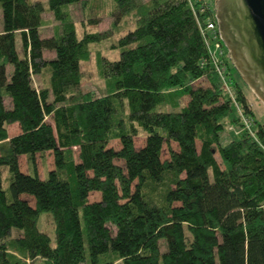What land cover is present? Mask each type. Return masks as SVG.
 <instances>
[{
  "label": "trees",
  "instance_id": "trees-1",
  "mask_svg": "<svg viewBox=\"0 0 264 264\" xmlns=\"http://www.w3.org/2000/svg\"><path fill=\"white\" fill-rule=\"evenodd\" d=\"M84 1L0 0V168L10 172L6 191L0 169V264H264V124L227 49L234 99L209 59L199 24L215 20V0H112L110 28L79 34L70 7ZM88 10L82 25L97 24ZM45 12L55 24L43 37ZM110 40L119 57L97 58L105 91H83L81 62ZM228 127L239 134L223 141ZM46 151L53 167L41 178Z\"/></svg>",
  "mask_w": 264,
  "mask_h": 264
},
{
  "label": "rangeland",
  "instance_id": "rangeland-1",
  "mask_svg": "<svg viewBox=\"0 0 264 264\" xmlns=\"http://www.w3.org/2000/svg\"><path fill=\"white\" fill-rule=\"evenodd\" d=\"M45 1V0H42ZM140 1H147V0H140ZM112 0H85L84 4H74L71 5L70 10L73 15L74 20L76 21L77 28L79 34H82L84 30L87 31H104L108 28H110L112 21L114 19L113 16H111V10H112ZM89 10V14L87 16H93L95 18H98L97 24H90L87 23L85 25H82L83 20V12ZM92 14V15H91ZM44 20L48 21V23L41 27V36H50L53 32L52 26L55 24L52 14L50 12H45L43 14ZM130 19H126V22H129ZM121 22V21H120ZM1 26V23H0ZM124 26V25H123ZM128 25L125 27L127 28ZM118 35L113 36L115 39ZM113 39V40H114ZM110 41L106 42H100V43H92L90 45L91 48V56L89 60L82 61L81 62V69H82V81H81V88L83 91H94L96 94L103 93L105 91V83L102 77L99 74L98 71V65H97V58L98 54H102L108 59H117L119 57V49H111ZM21 46V38L18 35L16 37V47L18 51L22 54V51L20 49ZM228 54V51H227ZM44 57L45 58H52L54 57V52L46 50L44 51ZM230 65L232 67V76L234 79H237L240 83L243 92L246 96V99L250 106L253 108L254 111V117L257 119L260 123L264 124V104L257 98V96L244 84V82L237 76V73L235 71V68L233 67L231 61ZM32 81L34 86L37 88L42 87L46 85L45 77L43 75H33ZM234 83V80L231 79L229 81V85L232 87ZM186 102V97L183 98L182 104ZM8 133L10 136L15 135L19 131V127L17 124H10L7 126ZM227 131L228 133H223V141L229 140L230 135L237 136L239 133H237L235 130L232 129V127H228ZM145 141V133L139 130L138 136L134 138L135 146L140 147L143 145ZM110 145L117 148L119 146V142L117 140H112L110 142ZM170 146L173 149H177L176 143L171 142ZM197 149H199L200 142H196ZM168 157V148L167 145H164L163 151H162V158ZM217 161L220 163V158L216 153ZM36 165H37V171L41 178L46 177V171H48L50 168L53 167V160H52V154L50 151H46L44 154V157L41 158L39 154L36 155ZM20 162V168L22 171H28V161L26 156L22 155L19 159ZM222 166V165H221ZM1 174H2V185L3 188L8 191L9 187V178H10V172L6 166H2L1 168ZM48 169V170H47ZM97 193H93L90 196V200H94L98 198ZM33 203V202H31ZM38 228L47 233L51 238V245L54 246V227H53V220L52 216L49 212H42L38 218L37 221ZM18 229L14 228L12 234L16 235L18 233ZM36 264H39V262H36ZM115 264H119L118 262Z\"/></svg>",
  "mask_w": 264,
  "mask_h": 264
},
{
  "label": "water",
  "instance_id": "water-1",
  "mask_svg": "<svg viewBox=\"0 0 264 264\" xmlns=\"http://www.w3.org/2000/svg\"><path fill=\"white\" fill-rule=\"evenodd\" d=\"M215 20L233 67L264 104V0H215Z\"/></svg>",
  "mask_w": 264,
  "mask_h": 264
},
{
  "label": "built area",
  "instance_id": "built-area-1",
  "mask_svg": "<svg viewBox=\"0 0 264 264\" xmlns=\"http://www.w3.org/2000/svg\"><path fill=\"white\" fill-rule=\"evenodd\" d=\"M209 6L211 7L210 4H205L204 2L203 10H205ZM199 26L201 33L206 40V45L208 48V54H209V59L211 60V64L214 66L215 70L220 75V77H222L225 88L227 89L228 92H230L232 98L234 99L233 94L230 91L229 82L226 81L224 77L226 66L223 62H221V58L225 55V50H224L225 46L220 38L216 20H213L212 18H210V16L206 15L204 22H201ZM234 105L236 108L237 115L241 123L243 124L244 128L252 133L253 132L252 127L254 126L253 118L250 115L246 114L243 105L239 104L235 100H234Z\"/></svg>",
  "mask_w": 264,
  "mask_h": 264
},
{
  "label": "crops",
  "instance_id": "crops-1",
  "mask_svg": "<svg viewBox=\"0 0 264 264\" xmlns=\"http://www.w3.org/2000/svg\"><path fill=\"white\" fill-rule=\"evenodd\" d=\"M13 125V124H12Z\"/></svg>",
  "mask_w": 264,
  "mask_h": 264
}]
</instances>
